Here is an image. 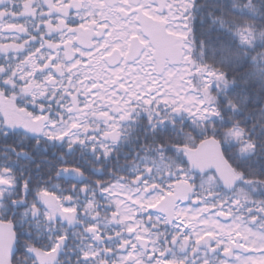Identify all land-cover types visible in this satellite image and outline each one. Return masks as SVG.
<instances>
[{
  "label": "snow or ice",
  "instance_id": "obj_1",
  "mask_svg": "<svg viewBox=\"0 0 264 264\" xmlns=\"http://www.w3.org/2000/svg\"><path fill=\"white\" fill-rule=\"evenodd\" d=\"M259 29L264 0H0V264H264Z\"/></svg>",
  "mask_w": 264,
  "mask_h": 264
},
{
  "label": "water",
  "instance_id": "obj_2",
  "mask_svg": "<svg viewBox=\"0 0 264 264\" xmlns=\"http://www.w3.org/2000/svg\"><path fill=\"white\" fill-rule=\"evenodd\" d=\"M197 150H191L195 159L200 160L205 164H211L212 166L220 169L225 175L231 174L233 168L229 166L223 157H217L215 150L211 145L207 147H201L200 144L197 146Z\"/></svg>",
  "mask_w": 264,
  "mask_h": 264
},
{
  "label": "flooded vegetation",
  "instance_id": "obj_3",
  "mask_svg": "<svg viewBox=\"0 0 264 264\" xmlns=\"http://www.w3.org/2000/svg\"><path fill=\"white\" fill-rule=\"evenodd\" d=\"M162 56H167L169 58H175V49L172 47L162 49ZM198 144H199V142L197 141V146H198Z\"/></svg>",
  "mask_w": 264,
  "mask_h": 264
},
{
  "label": "trees",
  "instance_id": "obj_4",
  "mask_svg": "<svg viewBox=\"0 0 264 264\" xmlns=\"http://www.w3.org/2000/svg\"><path fill=\"white\" fill-rule=\"evenodd\" d=\"M259 31H264V29H259L258 32H259ZM237 171H239V170L237 169Z\"/></svg>",
  "mask_w": 264,
  "mask_h": 264
}]
</instances>
